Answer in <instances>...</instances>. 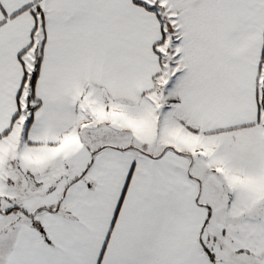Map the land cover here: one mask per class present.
<instances>
[{
  "label": "snow or ice",
  "instance_id": "1",
  "mask_svg": "<svg viewBox=\"0 0 264 264\" xmlns=\"http://www.w3.org/2000/svg\"><path fill=\"white\" fill-rule=\"evenodd\" d=\"M0 264H264V0H0Z\"/></svg>",
  "mask_w": 264,
  "mask_h": 264
}]
</instances>
